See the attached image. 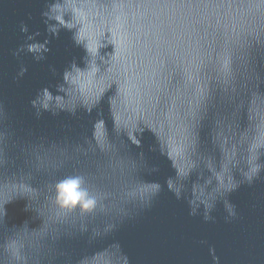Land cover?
Wrapping results in <instances>:
<instances>
[{
    "label": "water",
    "instance_id": "1",
    "mask_svg": "<svg viewBox=\"0 0 264 264\" xmlns=\"http://www.w3.org/2000/svg\"><path fill=\"white\" fill-rule=\"evenodd\" d=\"M0 264H264V0H0Z\"/></svg>",
    "mask_w": 264,
    "mask_h": 264
},
{
    "label": "snow or ice",
    "instance_id": "2",
    "mask_svg": "<svg viewBox=\"0 0 264 264\" xmlns=\"http://www.w3.org/2000/svg\"><path fill=\"white\" fill-rule=\"evenodd\" d=\"M63 191L68 194L67 202H71L73 205L80 199V196L77 194V184L75 182L65 185ZM85 208H87V205H85Z\"/></svg>",
    "mask_w": 264,
    "mask_h": 264
}]
</instances>
